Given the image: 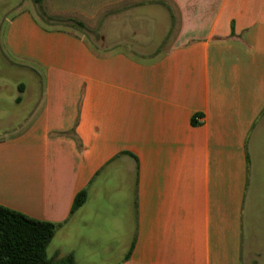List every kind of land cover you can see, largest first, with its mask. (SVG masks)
Here are the masks:
<instances>
[{
	"label": "crops",
	"instance_id": "obj_1",
	"mask_svg": "<svg viewBox=\"0 0 264 264\" xmlns=\"http://www.w3.org/2000/svg\"><path fill=\"white\" fill-rule=\"evenodd\" d=\"M49 1L103 16V45L11 21L2 53L43 91L0 136V205L58 224L47 255L75 264H261L264 0Z\"/></svg>",
	"mask_w": 264,
	"mask_h": 264
},
{
	"label": "trees",
	"instance_id": "obj_2",
	"mask_svg": "<svg viewBox=\"0 0 264 264\" xmlns=\"http://www.w3.org/2000/svg\"><path fill=\"white\" fill-rule=\"evenodd\" d=\"M31 1L42 7L45 0ZM40 20L51 31H89L88 25L72 13H49L42 10ZM24 88V85L19 86L20 93H23ZM21 101L19 96L16 102ZM86 198L85 191L76 196L72 213L85 203ZM58 228V224L36 220L0 205V264H75L72 255L61 259L49 258L47 255V249Z\"/></svg>",
	"mask_w": 264,
	"mask_h": 264
},
{
	"label": "rangeland",
	"instance_id": "obj_3",
	"mask_svg": "<svg viewBox=\"0 0 264 264\" xmlns=\"http://www.w3.org/2000/svg\"><path fill=\"white\" fill-rule=\"evenodd\" d=\"M158 1L163 2L162 0ZM133 5V3H126L124 5L114 7L111 10L118 12L128 7L130 8ZM42 10H46L49 13L54 12L50 8L49 0H45L42 7L34 4L31 0H0V68L6 69L7 76L5 79L8 81L5 91L0 93V96L4 98L6 104L5 107L0 110V136L3 135L5 131L14 132L24 127V125H26L30 120L34 107L40 102L42 97L43 88L39 85L35 75L28 69H26V72L17 73L14 71L12 74L13 66L11 62L13 59L2 53V49L5 44V36L13 18L22 11L34 12L36 16L40 18ZM102 17L100 16L97 21L88 24L89 31H87V33L86 31L85 33H80L75 30L72 31H75V34L81 36L87 41H90L92 44L103 45L102 39L104 24ZM108 30L110 33L112 32V29ZM12 81L26 83L28 91L26 93V101L24 105L18 106L11 101L13 95H17L16 89L14 87L12 88ZM102 264H105V262ZM261 264H264V260Z\"/></svg>",
	"mask_w": 264,
	"mask_h": 264
}]
</instances>
